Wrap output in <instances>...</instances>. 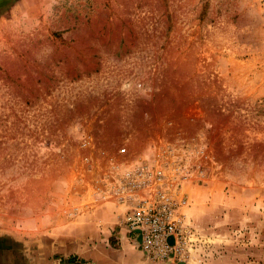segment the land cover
<instances>
[{"label":"rangeland","instance_id":"374dc122","mask_svg":"<svg viewBox=\"0 0 264 264\" xmlns=\"http://www.w3.org/2000/svg\"><path fill=\"white\" fill-rule=\"evenodd\" d=\"M112 158L184 195L177 264H264V0H0V264H153Z\"/></svg>","mask_w":264,"mask_h":264},{"label":"built area","instance_id":"2783aa9c","mask_svg":"<svg viewBox=\"0 0 264 264\" xmlns=\"http://www.w3.org/2000/svg\"><path fill=\"white\" fill-rule=\"evenodd\" d=\"M127 152L124 144L117 154L125 156ZM110 166L120 172L115 178L119 184L110 190L124 207L119 224L131 236L133 246L149 263L177 264L184 260L191 246V232L181 213L184 195L166 184L160 170L143 162L126 158L116 162L112 158Z\"/></svg>","mask_w":264,"mask_h":264},{"label":"trees","instance_id":"16d2710c","mask_svg":"<svg viewBox=\"0 0 264 264\" xmlns=\"http://www.w3.org/2000/svg\"><path fill=\"white\" fill-rule=\"evenodd\" d=\"M74 260H76V256L75 255H71L67 259L68 262H73Z\"/></svg>","mask_w":264,"mask_h":264},{"label":"water","instance_id":"95a60500","mask_svg":"<svg viewBox=\"0 0 264 264\" xmlns=\"http://www.w3.org/2000/svg\"><path fill=\"white\" fill-rule=\"evenodd\" d=\"M138 239H139V237H138Z\"/></svg>","mask_w":264,"mask_h":264},{"label":"crops","instance_id":"0c3cea01","mask_svg":"<svg viewBox=\"0 0 264 264\" xmlns=\"http://www.w3.org/2000/svg\"><path fill=\"white\" fill-rule=\"evenodd\" d=\"M142 254V253H141Z\"/></svg>","mask_w":264,"mask_h":264}]
</instances>
